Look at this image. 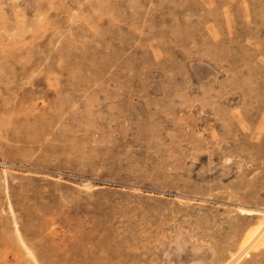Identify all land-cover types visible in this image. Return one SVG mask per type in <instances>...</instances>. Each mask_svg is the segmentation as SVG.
<instances>
[{"label":"rangeland","instance_id":"obj_1","mask_svg":"<svg viewBox=\"0 0 264 264\" xmlns=\"http://www.w3.org/2000/svg\"><path fill=\"white\" fill-rule=\"evenodd\" d=\"M263 221L264 0H0V264H37L17 228L38 264H228Z\"/></svg>","mask_w":264,"mask_h":264},{"label":"bare ground","instance_id":"obj_2","mask_svg":"<svg viewBox=\"0 0 264 264\" xmlns=\"http://www.w3.org/2000/svg\"><path fill=\"white\" fill-rule=\"evenodd\" d=\"M264 222V221H263ZM17 225V224H16ZM264 225V224H263ZM256 227V226H255ZM264 226L260 225L259 227H257L256 229H254V231L252 232H248L249 234H247V237L245 238V241L243 243V250L241 251V253L239 255H237L232 261H230L228 264H232L235 261H237L242 255H244L248 249L253 245V243L258 239L257 237L260 235L261 236V232L263 231ZM7 229V228H6ZM253 230V228L251 229ZM250 230V231H251ZM17 232L19 233L20 236V240L22 241L23 245H25L26 249L28 250L29 254L31 255V257L35 260V262L38 264L37 261V257H35L34 253L32 252V250H30L27 246L26 243L23 241L21 234L17 228ZM24 247V246H23ZM44 251V250H43ZM229 259V258H228Z\"/></svg>","mask_w":264,"mask_h":264}]
</instances>
